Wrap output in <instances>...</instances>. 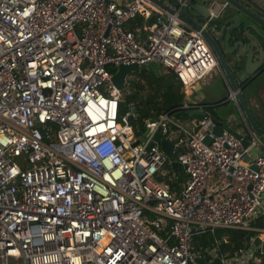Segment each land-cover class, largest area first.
Here are the masks:
<instances>
[{
  "label": "built area",
  "instance_id": "2783aa9c",
  "mask_svg": "<svg viewBox=\"0 0 264 264\" xmlns=\"http://www.w3.org/2000/svg\"><path fill=\"white\" fill-rule=\"evenodd\" d=\"M190 4L0 0V264H264V220L249 223L264 217V141L248 125L246 135H213L206 115L167 113L145 119L137 137L134 102L118 111L111 69L149 61L175 74L183 107L199 108L194 85L219 66L207 21L180 18ZM226 5L211 0L208 18ZM136 17L141 40L124 26ZM171 160L186 175L173 189ZM236 229L256 234L222 250Z\"/></svg>",
  "mask_w": 264,
  "mask_h": 264
},
{
  "label": "water",
  "instance_id": "95a60500",
  "mask_svg": "<svg viewBox=\"0 0 264 264\" xmlns=\"http://www.w3.org/2000/svg\"><path fill=\"white\" fill-rule=\"evenodd\" d=\"M211 0H194L187 8L180 10V18L191 27H199L203 22L207 21L202 35L208 43L211 51L216 57L219 69L228 85V88L236 91L235 99L242 115L245 118L248 126L258 135L264 136V126H259L256 122L251 110L249 109L241 88L251 82H254V87L259 90L264 82V18L257 13L250 10L247 6L239 0H224L227 5L231 6L237 11L234 15H228L223 18H216L215 20L208 18L206 9L207 4ZM249 19L250 23H245L241 28L236 27L237 24H242L243 18ZM231 23V24H230ZM219 26L218 31H216ZM252 30V33L248 31ZM246 43L245 41L248 40ZM255 63L252 65V62ZM242 69L240 70V68ZM159 66L155 61H149L145 64L136 65L119 64L111 76L112 83L119 89L125 87L124 77L131 73L143 69H149L154 74L158 73ZM240 71L238 75L235 72ZM242 82V86L238 87V82ZM216 84H220V78H215L211 81L206 89L207 94H211L216 90ZM221 93L218 96V102L215 105L225 104L229 101L226 98L227 89H220ZM206 113L199 108H189V117H204ZM223 126L216 124L212 127V134L217 135L221 133ZM144 134H146L144 132ZM211 137L206 135L202 141L207 144ZM246 145V141H243ZM160 150L168 157L172 158V145L165 139L159 141ZM171 170L174 172L179 168L177 161L171 160L169 162ZM250 168L255 169L254 165ZM194 261L197 264H220V260L215 257L209 263H206L201 257H195Z\"/></svg>",
  "mask_w": 264,
  "mask_h": 264
},
{
  "label": "trees",
  "instance_id": "16d2710c",
  "mask_svg": "<svg viewBox=\"0 0 264 264\" xmlns=\"http://www.w3.org/2000/svg\"><path fill=\"white\" fill-rule=\"evenodd\" d=\"M171 1V0H168ZM194 0H191L193 2ZM132 22L136 26H141L142 21L139 17L132 19ZM158 73L154 74L149 69L139 70L137 72L129 73L125 87L122 89V97L119 103V113H123L127 110V103L132 101L133 111L129 117V123L134 127L136 136L143 134L145 127L143 122L149 117H156L161 113H167L174 119L184 122L188 121L192 117L188 116V108L182 106L184 102V95L181 91V85L175 74L163 67L158 68ZM115 69H111L114 72ZM137 79H143V82H139ZM211 102L197 101L196 106L202 108L206 113V116L210 117L216 124H220L223 128L227 127L224 118L218 116L211 106ZM261 126V125H259ZM228 129V128H227ZM236 136L233 129H228ZM264 140V136H259ZM162 136L159 133L154 135V140L160 141ZM164 166L171 170L169 162L166 161ZM175 180L169 182L171 189L177 187V183L185 180L186 175L183 174L180 168L175 171ZM263 216H257L249 223L255 227L263 226ZM229 234L228 243L222 245V250H233L241 246V242L247 241L250 237L256 233L248 230H227ZM204 235L195 237L193 241L194 245L198 243H204ZM257 242V239L254 241ZM198 247H195V249Z\"/></svg>",
  "mask_w": 264,
  "mask_h": 264
},
{
  "label": "crops",
  "instance_id": "0c3cea01",
  "mask_svg": "<svg viewBox=\"0 0 264 264\" xmlns=\"http://www.w3.org/2000/svg\"><path fill=\"white\" fill-rule=\"evenodd\" d=\"M117 3H123L126 0H114ZM153 3H160L163 4L168 0H150ZM245 6H247L250 10H252L253 12L257 13L258 15L262 16L264 18V0H241ZM224 12V11H223ZM226 13H228V15H234L236 14L233 11H227ZM226 15V16H228ZM245 23H250L249 19H244L242 24L239 25V28H241V26ZM124 26L127 29L133 30V29H140L141 26H136L133 24L132 20L127 21ZM219 26H217L216 31H218ZM248 31L252 33V30L250 28H248ZM144 37V31L142 29H140L139 31L136 32V36L135 38L137 40H141ZM249 41L246 40L245 43ZM255 63V61L252 62V65ZM242 69V67L240 68V70ZM238 73H240V71L235 72V75H238ZM214 75H217L218 78H220L221 81V86L220 89H227V93H228V85L222 75L221 69H218L217 67H214L207 75H205L199 82H197L194 85V89L195 91L199 90L201 88V86H207L208 84L211 83V79H213ZM211 78V79H210ZM238 87L242 86V82H238ZM241 91L244 95V98L246 100V103L249 107V109L251 110L256 122L258 123V125L264 126V82L262 84V86L260 87L259 90H256V88L254 87V82H251L245 86H243L241 88ZM215 92H211V94L214 96ZM227 93H226V98H227ZM207 92L204 91V93H200V95H197L195 93H192V95L189 96L190 99H195L197 101H203V102H211L213 103L211 106L213 107V110H215L217 107H219L220 105H215L216 102H218V97L217 98H209L208 95H206ZM186 98V97H184ZM231 101V100H229ZM228 103V102H227ZM226 104V103H225ZM224 105V104H221ZM234 105L236 106L237 112H238V124L235 125L233 123H231V121H229V118L224 119L225 124L228 129H233L236 133H238V135H246L247 132V122L245 121L244 116L242 115L239 107L234 103ZM202 109V108H199ZM215 112V111H214ZM216 113V112H215ZM217 114V113H216ZM230 131V130H229ZM262 141H264L263 139H261ZM178 169V168H177ZM176 169V170H177Z\"/></svg>",
  "mask_w": 264,
  "mask_h": 264
},
{
  "label": "rangeland",
  "instance_id": "374dc122",
  "mask_svg": "<svg viewBox=\"0 0 264 264\" xmlns=\"http://www.w3.org/2000/svg\"><path fill=\"white\" fill-rule=\"evenodd\" d=\"M218 2H222V0H217ZM240 2H242L241 0H239ZM233 11V12H237L236 10H234L231 6L226 5V9L225 12L227 11ZM243 19H245L244 17H242ZM215 20V19H213ZM129 74H127L128 76ZM215 78H218L217 75H214L213 79H211L210 81L214 80ZM139 82H143V79H137ZM210 84H208L207 86H201V88L197 91H195V89H193V93L200 95V93H204V91H206V89L208 88ZM220 90V84H216V90L214 91L215 93L212 95L206 94L208 95L209 98L213 97V98H217L219 96V94L221 93ZM218 116L222 117L225 119L229 118V121H231V123L237 125L238 124V112L236 109V106L234 105V103L232 101H228V103L224 104V105H220L219 107H217L214 110ZM18 161V160H17ZM24 165H28V164H24ZM261 203L264 206V193L261 194Z\"/></svg>",
  "mask_w": 264,
  "mask_h": 264
},
{
  "label": "flooded vegetation",
  "instance_id": "af4514ba",
  "mask_svg": "<svg viewBox=\"0 0 264 264\" xmlns=\"http://www.w3.org/2000/svg\"><path fill=\"white\" fill-rule=\"evenodd\" d=\"M225 9H226V6H225V7L222 9V11L220 12V15L218 16L219 19L225 17L226 15H228V13L225 12ZM223 11H224V12H223ZM235 13H237V12H235ZM230 24H231V23H230ZM239 25H240V24H237L236 27L233 26L232 28L235 30L236 28H239ZM218 29H219V28H218Z\"/></svg>",
  "mask_w": 264,
  "mask_h": 264
}]
</instances>
